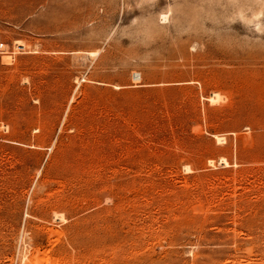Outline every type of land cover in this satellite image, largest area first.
Instances as JSON below:
<instances>
[{"label": "rangeland", "instance_id": "rangeland-1", "mask_svg": "<svg viewBox=\"0 0 264 264\" xmlns=\"http://www.w3.org/2000/svg\"><path fill=\"white\" fill-rule=\"evenodd\" d=\"M0 264H264V0H0Z\"/></svg>", "mask_w": 264, "mask_h": 264}, {"label": "bare ground", "instance_id": "bare-ground-1", "mask_svg": "<svg viewBox=\"0 0 264 264\" xmlns=\"http://www.w3.org/2000/svg\"><path fill=\"white\" fill-rule=\"evenodd\" d=\"M162 20H163L164 22H166V20H167V16L164 15L163 18H162ZM137 76H138V75H137ZM136 78H139V77H136ZM217 98H218V95L215 94V95H213V96L210 98V101H211V102H214V101H216Z\"/></svg>", "mask_w": 264, "mask_h": 264}]
</instances>
